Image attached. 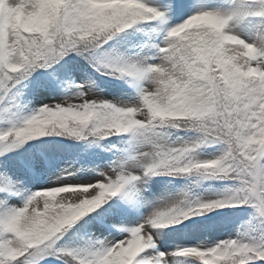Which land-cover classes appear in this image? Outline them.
Masks as SVG:
<instances>
[{
  "label": "snow or ice",
  "instance_id": "1",
  "mask_svg": "<svg viewBox=\"0 0 264 264\" xmlns=\"http://www.w3.org/2000/svg\"><path fill=\"white\" fill-rule=\"evenodd\" d=\"M0 264H264V0H0Z\"/></svg>",
  "mask_w": 264,
  "mask_h": 264
}]
</instances>
